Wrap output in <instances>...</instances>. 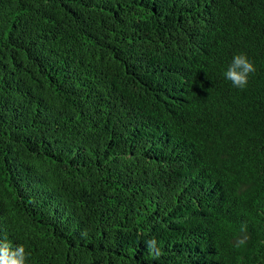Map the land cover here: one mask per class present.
I'll list each match as a JSON object with an SVG mask.
<instances>
[{
    "label": "trees",
    "instance_id": "16d2710c",
    "mask_svg": "<svg viewBox=\"0 0 264 264\" xmlns=\"http://www.w3.org/2000/svg\"><path fill=\"white\" fill-rule=\"evenodd\" d=\"M0 240L26 264H264V0H0Z\"/></svg>",
    "mask_w": 264,
    "mask_h": 264
},
{
    "label": "clouds",
    "instance_id": "9594fccd",
    "mask_svg": "<svg viewBox=\"0 0 264 264\" xmlns=\"http://www.w3.org/2000/svg\"><path fill=\"white\" fill-rule=\"evenodd\" d=\"M255 72L256 67L247 55L238 53L232 57L223 75L233 87L244 89L248 84L249 76ZM239 243L244 244L245 241L241 240ZM146 246L154 257L162 255L155 239L147 241ZM29 255L30 253L25 252L23 245L13 247L10 242L0 240V264H26Z\"/></svg>",
    "mask_w": 264,
    "mask_h": 264
}]
</instances>
